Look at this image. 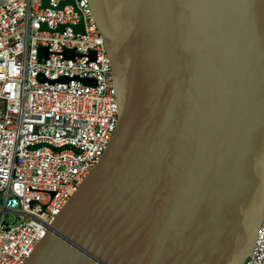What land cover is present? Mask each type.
<instances>
[{"label": "water", "instance_id": "water-1", "mask_svg": "<svg viewBox=\"0 0 264 264\" xmlns=\"http://www.w3.org/2000/svg\"><path fill=\"white\" fill-rule=\"evenodd\" d=\"M89 2L118 126L25 264H246L264 220V0Z\"/></svg>", "mask_w": 264, "mask_h": 264}, {"label": "built area", "instance_id": "built-area-1", "mask_svg": "<svg viewBox=\"0 0 264 264\" xmlns=\"http://www.w3.org/2000/svg\"><path fill=\"white\" fill-rule=\"evenodd\" d=\"M67 1L0 0V264L26 263L119 121L90 2ZM247 264H264V223Z\"/></svg>", "mask_w": 264, "mask_h": 264}, {"label": "bare ground", "instance_id": "bare-ground-1", "mask_svg": "<svg viewBox=\"0 0 264 264\" xmlns=\"http://www.w3.org/2000/svg\"><path fill=\"white\" fill-rule=\"evenodd\" d=\"M112 71H113V70H112ZM115 90H116V89H115ZM116 98H117V97H116ZM118 118H119V117H118ZM117 126H118V123H117V125H116L115 131L112 133V136H110V137H111V140H112V138H113V136H114V134H115V132H116V130H117ZM111 140H109V141L111 142ZM110 142H109V144H110ZM109 144H108V146H109ZM97 165H98V164H97ZM97 165H96V166H97ZM96 166H95V167H96ZM263 223H264V220H263ZM263 223H262V225H263ZM261 228H262V227H261ZM256 243H257V242H256ZM255 247H256V245H255ZM255 247H254V249H253V252H254V250H255ZM253 252H252V253H253ZM251 255H252V254H251ZM250 257H251V256H250ZM250 257H249V258H250ZM29 258H30V257H29ZM249 258H248V260H249ZM248 260H247V261H248ZM26 262H27V261H26ZM246 264H247V262H246Z\"/></svg>", "mask_w": 264, "mask_h": 264}]
</instances>
